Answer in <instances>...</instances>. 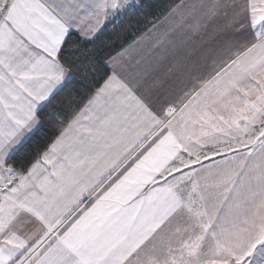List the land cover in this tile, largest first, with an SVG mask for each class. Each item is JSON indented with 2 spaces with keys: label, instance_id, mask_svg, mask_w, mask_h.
I'll use <instances>...</instances> for the list:
<instances>
[{
  "label": "snow or ice",
  "instance_id": "obj_1",
  "mask_svg": "<svg viewBox=\"0 0 264 264\" xmlns=\"http://www.w3.org/2000/svg\"><path fill=\"white\" fill-rule=\"evenodd\" d=\"M0 264H264V0H0Z\"/></svg>",
  "mask_w": 264,
  "mask_h": 264
},
{
  "label": "crops",
  "instance_id": "obj_2",
  "mask_svg": "<svg viewBox=\"0 0 264 264\" xmlns=\"http://www.w3.org/2000/svg\"><path fill=\"white\" fill-rule=\"evenodd\" d=\"M200 39L199 37H194V40ZM151 43V41L147 42ZM143 48V46H141ZM159 51V50H157ZM136 53L133 54L134 57H136ZM187 55L186 50L184 47L177 45L176 47L168 48L166 52L161 53V58H158L156 60V64L158 65L155 69L156 74L163 75L167 68L171 66V64L177 60H181L185 58Z\"/></svg>",
  "mask_w": 264,
  "mask_h": 264
},
{
  "label": "trees",
  "instance_id": "obj_3",
  "mask_svg": "<svg viewBox=\"0 0 264 264\" xmlns=\"http://www.w3.org/2000/svg\"><path fill=\"white\" fill-rule=\"evenodd\" d=\"M171 2H177V0H154V3L160 4V5H163L165 3H171ZM133 39H134V37L132 35H128V36L124 37L122 40H119V39L115 40L114 42H112V44H113V47L115 48V50H119V47L121 44L126 45V44L130 43ZM106 51H108L111 54H114L112 51V48L106 49ZM86 94H87V90H85V95ZM82 98L83 97H79L78 99H82Z\"/></svg>",
  "mask_w": 264,
  "mask_h": 264
}]
</instances>
